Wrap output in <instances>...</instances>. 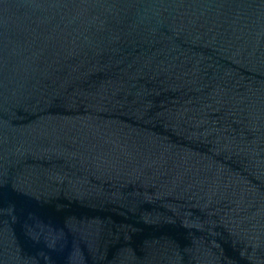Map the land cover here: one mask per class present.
<instances>
[{"label": "water", "instance_id": "obj_1", "mask_svg": "<svg viewBox=\"0 0 264 264\" xmlns=\"http://www.w3.org/2000/svg\"><path fill=\"white\" fill-rule=\"evenodd\" d=\"M0 264H264V0H0Z\"/></svg>", "mask_w": 264, "mask_h": 264}]
</instances>
